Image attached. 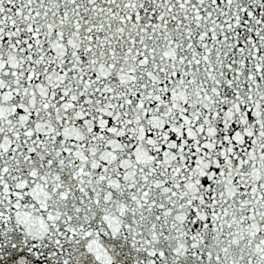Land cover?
Returning a JSON list of instances; mask_svg holds the SVG:
<instances>
[{
  "label": "snow or ice",
  "instance_id": "1",
  "mask_svg": "<svg viewBox=\"0 0 264 264\" xmlns=\"http://www.w3.org/2000/svg\"><path fill=\"white\" fill-rule=\"evenodd\" d=\"M0 264H264V0H0Z\"/></svg>",
  "mask_w": 264,
  "mask_h": 264
}]
</instances>
